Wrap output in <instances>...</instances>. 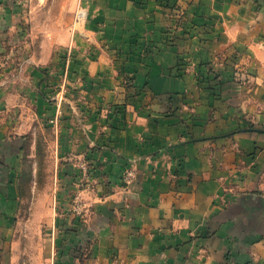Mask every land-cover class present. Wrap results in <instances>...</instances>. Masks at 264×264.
<instances>
[{
    "label": "crops",
    "instance_id": "obj_1",
    "mask_svg": "<svg viewBox=\"0 0 264 264\" xmlns=\"http://www.w3.org/2000/svg\"><path fill=\"white\" fill-rule=\"evenodd\" d=\"M159 1L97 0L90 17L128 49L133 35L148 42L164 37L169 14ZM177 1L194 18L186 29L195 27V34L165 48L149 74L140 71L126 106L110 118L61 121L56 114L70 109L45 106L37 88L19 103L10 100V89L0 94V264L22 258L17 246L29 224L22 214L26 132L33 115L45 113L54 115L50 138L66 160L57 175L60 203L51 220L42 219L53 225L42 238L49 244L45 263L264 264V0ZM176 50L190 56L182 76ZM233 51L241 53L247 86L229 82L216 94L200 85V62L217 63ZM78 64L94 75L109 62L102 56ZM104 84L95 96L109 93ZM83 160L87 171L79 167ZM78 192L86 216L73 230L70 214V229L61 233L59 209L70 210Z\"/></svg>",
    "mask_w": 264,
    "mask_h": 264
},
{
    "label": "rangeland",
    "instance_id": "obj_2",
    "mask_svg": "<svg viewBox=\"0 0 264 264\" xmlns=\"http://www.w3.org/2000/svg\"><path fill=\"white\" fill-rule=\"evenodd\" d=\"M91 2L97 0H0L1 95L10 89V100L19 103L24 95H30L37 88L36 91L42 92L45 106L63 105L70 109L64 114H56L61 121L76 119L78 124H82V119L88 115L97 120L102 115L110 118L126 106L129 92L137 87L140 71L145 70L149 74L159 55L166 51L165 48L177 47L178 40H188L195 34V27L191 31L186 29L188 23H194L186 5L177 0H160L159 6L168 9L169 14V27L164 37L150 39L153 43L146 41V35H133L127 40L130 48L123 49L117 42L120 39L117 40L115 35L107 37L101 32L100 22L90 17ZM204 28L208 30L209 26L205 25ZM176 53V74L182 76L189 68L190 56L185 50H176ZM240 54L233 51L220 56L217 63L200 62L196 73L199 84L216 94L223 91L229 82L238 90L244 89L248 84V71L239 64ZM105 55L109 64L107 68L103 67V73L98 71L92 75L78 64L79 58L94 61ZM102 84L107 85L105 87L109 93H103L102 97L97 93L99 95L95 96V89ZM0 104H3L2 100ZM53 116L49 113L33 115L29 131L26 132V172L23 177L28 186L24 183L22 191L23 203L28 207L22 214L27 215L29 224L28 234L19 238L17 246V250L23 253L22 258L13 264H48L43 252L47 251L49 244L42 243V238L53 225L45 222L43 226L42 219L44 215V219L51 220L55 203H60L56 200L57 175L66 161L58 155L57 146L50 138L53 133L56 134L51 125ZM67 133L61 132L63 138ZM86 161L83 160L79 166L84 171L89 169ZM33 167H37L39 175L37 196L31 188ZM78 201L81 208L76 209L75 203ZM34 203L42 207L36 208ZM70 207V210H67V206L59 209L63 215L61 233L70 229L66 220L70 214L75 218V221L72 220L73 230L76 229L75 222L79 223L86 216L81 192L73 197ZM20 228L18 226V233L21 232ZM80 252L83 253V249Z\"/></svg>",
    "mask_w": 264,
    "mask_h": 264
},
{
    "label": "built area",
    "instance_id": "obj_3",
    "mask_svg": "<svg viewBox=\"0 0 264 264\" xmlns=\"http://www.w3.org/2000/svg\"><path fill=\"white\" fill-rule=\"evenodd\" d=\"M81 14H82V16H83L84 12H82ZM131 177H132V175H131V173L129 172L128 174H126L125 179L128 180V179L131 178ZM75 205H76V206H75L76 209L81 208V206H80V204H79V201H78L77 203H75Z\"/></svg>",
    "mask_w": 264,
    "mask_h": 264
}]
</instances>
